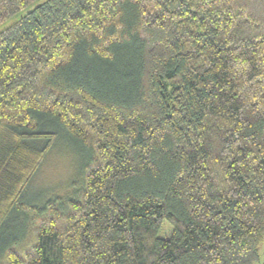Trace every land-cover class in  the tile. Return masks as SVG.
<instances>
[{
	"label": "trees",
	"instance_id": "trees-1",
	"mask_svg": "<svg viewBox=\"0 0 264 264\" xmlns=\"http://www.w3.org/2000/svg\"><path fill=\"white\" fill-rule=\"evenodd\" d=\"M59 136L80 185L30 203ZM0 140V264H264V0H45L0 29Z\"/></svg>",
	"mask_w": 264,
	"mask_h": 264
},
{
	"label": "rangeland",
	"instance_id": "rangeland-1",
	"mask_svg": "<svg viewBox=\"0 0 264 264\" xmlns=\"http://www.w3.org/2000/svg\"><path fill=\"white\" fill-rule=\"evenodd\" d=\"M44 1L45 0H35L29 3L13 18L1 24L0 29L6 27L12 21L18 19ZM2 141L3 140H0V149L1 146L5 145ZM85 158V154L79 147L69 145L66 137L59 136L54 146L45 156L27 188V200L30 203H36L41 200L45 194L64 199L66 195L71 193L72 186L75 189L80 185V171L86 160ZM73 192L74 190L72 194ZM258 252L260 255V262L262 263L264 262V239L259 245Z\"/></svg>",
	"mask_w": 264,
	"mask_h": 264
}]
</instances>
